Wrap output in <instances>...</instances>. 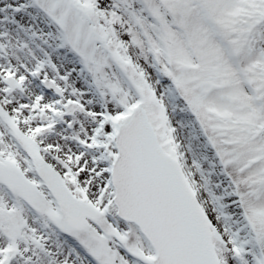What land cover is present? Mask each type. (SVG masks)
Segmentation results:
<instances>
[{"label": "snow or ice", "instance_id": "snow-or-ice-1", "mask_svg": "<svg viewBox=\"0 0 264 264\" xmlns=\"http://www.w3.org/2000/svg\"><path fill=\"white\" fill-rule=\"evenodd\" d=\"M0 264H264V0H0Z\"/></svg>", "mask_w": 264, "mask_h": 264}]
</instances>
